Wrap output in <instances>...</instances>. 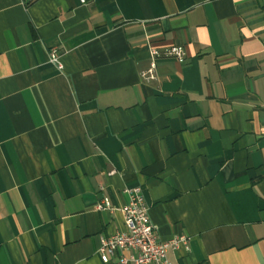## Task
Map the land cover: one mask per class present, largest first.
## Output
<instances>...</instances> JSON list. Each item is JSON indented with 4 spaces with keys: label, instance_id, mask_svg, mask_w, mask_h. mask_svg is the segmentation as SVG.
Listing matches in <instances>:
<instances>
[{
    "label": "crops",
    "instance_id": "0c3cea01",
    "mask_svg": "<svg viewBox=\"0 0 264 264\" xmlns=\"http://www.w3.org/2000/svg\"><path fill=\"white\" fill-rule=\"evenodd\" d=\"M135 186L172 263L264 264V0H0V264H104Z\"/></svg>",
    "mask_w": 264,
    "mask_h": 264
},
{
    "label": "built area",
    "instance_id": "2783aa9c",
    "mask_svg": "<svg viewBox=\"0 0 264 264\" xmlns=\"http://www.w3.org/2000/svg\"><path fill=\"white\" fill-rule=\"evenodd\" d=\"M79 2L84 4L86 0H79ZM149 56V67L140 74L146 83L155 79L158 59L173 58L178 63H182L185 55L181 46H172L163 50L151 48ZM48 60L58 70L62 68L56 49L52 48L48 51ZM122 192L127 196V203L122 208L125 231L99 238L97 253L100 261L104 264L108 263L109 257L120 252L116 264H174L167 258V251L176 250L180 244H186L187 239L183 236H174L167 241H159L149 221L148 208L141 187L125 188ZM93 209L96 211L110 210L108 199L103 198ZM126 251L128 254H123Z\"/></svg>",
    "mask_w": 264,
    "mask_h": 264
}]
</instances>
